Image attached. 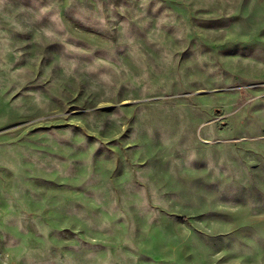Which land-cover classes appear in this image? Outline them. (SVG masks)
<instances>
[{
	"label": "rangeland",
	"instance_id": "rangeland-1",
	"mask_svg": "<svg viewBox=\"0 0 264 264\" xmlns=\"http://www.w3.org/2000/svg\"><path fill=\"white\" fill-rule=\"evenodd\" d=\"M0 264H264V0H0Z\"/></svg>",
	"mask_w": 264,
	"mask_h": 264
}]
</instances>
